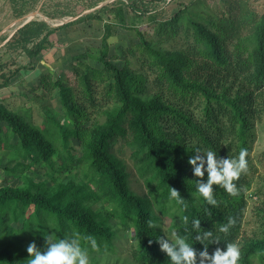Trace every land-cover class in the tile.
<instances>
[{
	"label": "trees",
	"instance_id": "1",
	"mask_svg": "<svg viewBox=\"0 0 264 264\" xmlns=\"http://www.w3.org/2000/svg\"><path fill=\"white\" fill-rule=\"evenodd\" d=\"M137 4V0H116L98 11L110 10L116 21L105 23L102 48L94 57L101 65L86 61L90 53L75 57L77 88L61 78L53 80L51 70L41 75V85L35 89L59 98L69 125L50 112L38 125L0 102V146L30 159L31 165L44 163L53 184L27 179L23 185L0 186V264H26L27 248L16 237L43 248L48 235L79 233L81 238L91 235L97 240L98 249L88 246L89 253L114 250L116 225L132 230V255L137 264H169L155 240L165 236L160 222L168 209L175 216L171 227L188 235L198 250L203 245L192 239L193 217L220 239L219 244L205 242L210 253L216 247L224 248V243H238L248 205V171L234 181L235 196L213 185L218 205H207L195 190L201 178L193 176L188 158L197 147L229 157L246 148L250 166L254 119L264 110V11L257 10L251 0H219L214 11L195 0L180 5L167 18L160 9L147 16L159 34L153 40L137 22L149 11ZM98 12L85 18L101 19ZM118 26L137 30L139 40L131 41L130 57L115 63L110 59L108 39ZM54 30L45 21L31 20L5 45H26L45 35L38 48L29 50L38 55ZM181 30L189 39L185 47L159 46ZM132 57L140 69L134 67ZM147 82L156 89L149 97L144 94ZM109 103L114 107L103 110L104 121L92 119L90 110ZM72 139L79 142L81 155L73 150ZM117 143L130 147L149 197L131 190L126 167L113 152ZM65 171L72 175L59 179L57 174ZM172 187L180 191L187 209L169 198ZM158 194L160 203L155 200ZM229 218L235 223L228 233H220V225ZM150 220L157 227H149ZM240 250L239 264H264V216L261 232L244 237Z\"/></svg>",
	"mask_w": 264,
	"mask_h": 264
},
{
	"label": "rangeland",
	"instance_id": "2",
	"mask_svg": "<svg viewBox=\"0 0 264 264\" xmlns=\"http://www.w3.org/2000/svg\"><path fill=\"white\" fill-rule=\"evenodd\" d=\"M124 1L127 2V0ZM175 1L137 0V5H144L145 9L149 11L144 13L143 17L137 21L141 31L149 39L158 40L159 34L156 30V26L148 20V13H154L163 9V17L167 18L175 13L180 5L184 3L190 4L195 0ZM202 1L205 6L212 11L216 9L219 2V0ZM251 1L252 5L257 10L260 12L264 11V0ZM53 6L54 5H52V7ZM55 9L53 8L52 11H57ZM50 12L51 10L49 13ZM106 14L107 16L104 18L99 20L96 18L94 21L92 20L93 22L89 25L88 22H86L82 24L79 29H77V26L76 29L78 31L75 35H49L47 42L43 45V48L38 55L31 54L29 50L38 48L44 40L43 38L45 35H38L33 41L26 45L19 44L12 48L5 45L12 35H0V102L5 104L9 109L23 113L28 119L38 125L44 123L47 112L54 114L66 125H69L71 123L70 118L65 114L64 109L59 102V98L49 96L42 88H39L38 90L35 88L41 85V75L43 73H48L50 70L52 72L51 77L53 80L61 78L66 84L77 88V78L74 73V67L77 62L75 57L79 54L90 53V57H85L86 61L101 65L94 59V57L100 53V49L102 48V41L105 35V23L108 21H116L110 10ZM54 23H56V21H54L53 24ZM16 27L17 26L14 28ZM137 35V30L118 26L113 36H110L108 39L109 55L111 56L110 59L117 63L123 61L124 57H130V43L131 41L136 42L139 40ZM176 35L178 36H175L168 41H162L159 43V46L163 49H179L185 47L189 39L184 32L181 30L180 33ZM132 59L134 67L137 68V70L140 69V63L136 62L135 58L132 57ZM5 82H7V85L4 86ZM146 85L147 88L144 94L147 97L152 96L156 92L155 87L150 82H147ZM113 107V104L109 103L99 108L100 110H90L92 112L90 116L92 119L104 121L106 114L103 110L111 109ZM253 131L255 132V139L252 148L250 166L247 169L248 184L245 186L248 205L245 212L242 235L237 243L240 246L242 245L244 237L257 234L258 232H261V229L263 228L264 110L261 113V116L254 119ZM11 134L12 133L10 132V135ZM71 142L74 145L73 150L78 155H81V146L79 142L75 139H72ZM122 144L117 143L113 152L121 161H123L126 167V171L129 174L131 190L136 194L147 198L150 196L149 188L147 187L144 178L138 173L134 159L131 155V149L128 145L125 144L122 146ZM58 161H60V159H58ZM20 162H22V164L19 165ZM29 163L30 159L24 160L7 147L0 146V186L7 184L13 186L23 185L27 179H32L35 183H43L45 185L52 184V178L49 174L50 171L44 163L37 165H31ZM12 168L16 169L13 170ZM71 175L72 174L68 171H65L58 173L57 177L59 179H67ZM53 189L54 188L50 190ZM155 198L154 199L160 203V195H155ZM169 206L170 204H168L166 208H169ZM172 211L170 210L171 213H173ZM170 212L168 209V213L163 216L162 222H160V227L165 233V236L169 239L172 238L171 233L177 231L175 228L171 227L173 217L175 216L170 215ZM115 231L117 232V235L113 238L114 250L103 253L96 251L89 253L91 264H137L132 255V249L135 245L132 230L116 225ZM1 241H3L2 238H0V244ZM16 241H20L19 244L24 248H27L30 243V239L22 237H16ZM38 247L41 248V246Z\"/></svg>",
	"mask_w": 264,
	"mask_h": 264
},
{
	"label": "clouds",
	"instance_id": "3",
	"mask_svg": "<svg viewBox=\"0 0 264 264\" xmlns=\"http://www.w3.org/2000/svg\"><path fill=\"white\" fill-rule=\"evenodd\" d=\"M247 156L246 148H242L236 157L217 156L211 149L202 150L199 147L194 149L193 154L188 158V164L191 165L193 176L201 178L196 181L195 190L207 205H218L213 185L221 186L233 196L237 195L238 189L234 181L247 171ZM205 174H207L206 179ZM169 198L175 199L178 205L187 209L188 205L176 188L170 189ZM188 219V216L183 217L185 222ZM234 223V219L229 218L226 224L220 225L219 232L228 233ZM148 224L149 227H157L155 221L150 220ZM191 228L195 232L192 239L203 245L202 250L194 247L189 236L181 235L179 231H173L171 239L163 235L155 239L160 250L169 258V264H239L240 245L227 242L224 243V248L216 247L210 253L205 242L210 245L219 244V237L212 230H204L198 217L191 219ZM44 241L43 248L38 247L35 241L29 243L26 264H91L88 246L93 250L99 247L95 237L86 235L81 238L79 233L55 238L53 235H48L44 237Z\"/></svg>",
	"mask_w": 264,
	"mask_h": 264
},
{
	"label": "crops",
	"instance_id": "4",
	"mask_svg": "<svg viewBox=\"0 0 264 264\" xmlns=\"http://www.w3.org/2000/svg\"><path fill=\"white\" fill-rule=\"evenodd\" d=\"M114 1L115 0H0V25L2 26H0V35H14L19 28L25 25H22L24 22L22 19L27 16H31L28 22L31 20L45 21L50 27L56 28L50 35H75L78 31L77 29H79L82 24L88 22L89 25L96 19H86L85 17L87 15L97 13L103 7H111ZM50 4L54 6L52 7ZM51 8H56L55 10L57 11L54 12ZM46 10H51V14ZM106 13L104 11L98 12L102 18L107 16ZM76 20L78 22L69 27L59 28L65 23ZM54 21H56V23L53 24ZM15 26L17 27L14 28Z\"/></svg>",
	"mask_w": 264,
	"mask_h": 264
},
{
	"label": "water",
	"instance_id": "5",
	"mask_svg": "<svg viewBox=\"0 0 264 264\" xmlns=\"http://www.w3.org/2000/svg\"><path fill=\"white\" fill-rule=\"evenodd\" d=\"M31 19L30 16L24 17L22 20L24 21L22 25L26 24Z\"/></svg>",
	"mask_w": 264,
	"mask_h": 264
},
{
	"label": "bare ground",
	"instance_id": "6",
	"mask_svg": "<svg viewBox=\"0 0 264 264\" xmlns=\"http://www.w3.org/2000/svg\"><path fill=\"white\" fill-rule=\"evenodd\" d=\"M31 17V16H30Z\"/></svg>",
	"mask_w": 264,
	"mask_h": 264
}]
</instances>
